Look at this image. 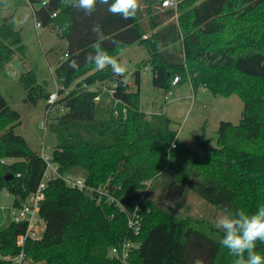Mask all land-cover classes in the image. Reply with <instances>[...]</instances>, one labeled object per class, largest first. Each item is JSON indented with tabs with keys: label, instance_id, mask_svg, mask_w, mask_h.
<instances>
[{
	"label": "trees",
	"instance_id": "trees-1",
	"mask_svg": "<svg viewBox=\"0 0 264 264\" xmlns=\"http://www.w3.org/2000/svg\"><path fill=\"white\" fill-rule=\"evenodd\" d=\"M27 1L34 20L45 27L59 25L66 42L55 67L61 83L58 103L65 111L50 120L57 137L52 160L61 172L79 173L92 187L108 185L127 210L139 201L141 246L129 264H193L197 258L205 264H233L235 257L221 244V230H206L178 217L148 192L158 182L165 195L182 188L219 211L226 206L254 213L264 205V0H183L177 9L163 10H158L163 0H141L137 15L128 20L109 14L104 5L86 17L64 0ZM93 23L102 24V47L119 63L121 53L134 44L145 46V66L152 69L158 88L170 90L178 76V83L190 82L194 90L205 87L216 96L238 95L244 102L240 122L221 121L218 145L208 146L199 135L204 152L192 150L169 117L141 109L140 69L133 89L125 75H114L111 67L99 71L85 63L97 42ZM25 51L20 30L4 18L0 67L15 58L24 64ZM72 60L78 62L77 69L69 67ZM20 80L28 100L48 99L50 93L37 83L33 70H25ZM20 124L21 114L0 92V190L14 196V206L38 189L47 166L41 152L16 132ZM10 172L13 177L6 178ZM140 191H145L143 197ZM40 216L45 222L42 237L29 236L24 245L26 256L36 263L118 264L109 256L110 247L134 238L127 213L116 202L73 188L61 178L48 182ZM28 225L26 220L12 221L0 231V255L21 252L17 239ZM256 251L264 256V244L257 242ZM0 264L13 263L0 259Z\"/></svg>",
	"mask_w": 264,
	"mask_h": 264
},
{
	"label": "rangeland",
	"instance_id": "rangeland-1",
	"mask_svg": "<svg viewBox=\"0 0 264 264\" xmlns=\"http://www.w3.org/2000/svg\"><path fill=\"white\" fill-rule=\"evenodd\" d=\"M4 18H9L21 32L26 48L25 70H33L37 83L46 93L56 92L61 83L55 74V67L63 56L62 49L66 47V42L59 36L60 32L52 27L46 31L37 28L33 8L27 0H0V25ZM146 19H149L148 15ZM148 59V49L140 44H134L121 53L120 64L126 67L125 80L131 88L136 89L134 74L137 69L141 70V109L148 114H165L169 117L172 127L178 130L180 139L192 150L204 152V147L198 140L199 135H204L208 146L216 147L221 121H232L234 124L240 122L244 102L238 95L216 96L205 87L194 90L190 82L173 85L168 91L158 88L153 83L152 69L145 66ZM21 74L12 63L0 67V92L9 105L21 114V124L16 132L23 135L33 149L41 152L44 146L47 153H52L57 137L50 127L47 131L42 127V121L46 118L47 99L41 97L36 103L28 100V90L20 80ZM57 113L54 110L53 116ZM5 160L14 161L9 158ZM164 192L162 186L155 182L148 197L170 207L178 217L194 220L206 230H211V226L216 227L215 221L220 211L196 193L182 188H176L168 195ZM140 194L145 195V191H140ZM13 207L14 196L6 190H0V231L13 221ZM44 229L45 225H42V232Z\"/></svg>",
	"mask_w": 264,
	"mask_h": 264
},
{
	"label": "clouds",
	"instance_id": "clouds-1",
	"mask_svg": "<svg viewBox=\"0 0 264 264\" xmlns=\"http://www.w3.org/2000/svg\"><path fill=\"white\" fill-rule=\"evenodd\" d=\"M64 3L83 12L86 17H92L98 5L106 6V11L124 20L132 19L141 8V0H64ZM91 32L96 37L94 50L85 57V63L92 64L99 71L111 67L116 76H123L126 67L121 65L116 56L109 54L102 47L106 39L101 23H93ZM116 48L120 47L119 41L112 42ZM69 67H79L76 60L69 63ZM215 226L221 230L223 237L221 244L229 254L235 257L233 264H264V256L256 251L257 242L264 244V205L257 208L254 213L243 209L233 211L222 206L216 217ZM193 264H205L202 259H195Z\"/></svg>",
	"mask_w": 264,
	"mask_h": 264
},
{
	"label": "built area",
	"instance_id": "built-area-1",
	"mask_svg": "<svg viewBox=\"0 0 264 264\" xmlns=\"http://www.w3.org/2000/svg\"><path fill=\"white\" fill-rule=\"evenodd\" d=\"M183 0H163L161 4L162 9H169L174 8L177 9L179 4ZM57 14H53L56 16ZM37 28L48 29L50 26L45 27L41 23L36 24ZM56 30H60V26H55ZM68 54H65L67 57ZM150 68V67H147ZM179 77H175L173 84H178ZM59 89V87H58ZM113 91V90H112ZM61 95L59 91L50 93L47 99V108H46V118L42 121V127L47 131L49 129L50 120L53 116V111L64 112L65 107L58 103ZM167 98V96H166ZM100 96L96 97V100H99ZM126 108L124 109V111ZM118 113V112H117ZM41 155L46 162V170L43 174V178L38 186V189L30 194L28 198L21 203L20 206L13 207V221L20 222V221H28V229L25 234H21L18 236L17 244L21 247V252L16 255H0V259L5 261H11L13 264H44V263H36L30 258H28L24 251L25 241L29 236L33 238L40 239L42 237V230L41 226L45 225L44 220L40 216L41 204L45 199V189L48 185V182L55 178L63 179L69 186L73 188H78L81 191L86 193L96 192L99 195V199L106 197L108 202H116L117 205L121 207L123 211L127 213V225L129 230L134 235V238H127L123 242L119 243L118 245H113L110 247L109 256L117 261L118 264H129L131 254L137 250L141 246V242L138 240V236L142 231L143 226V217L140 212L139 201H134V208L133 210H127L126 205L118 199L115 195L109 192L108 185L107 186H99L98 188L92 187L87 183V180L82 175L77 174H68L63 173L60 170V166L58 163L52 160V153H47L43 146L41 150ZM20 175V174H19ZM142 197L144 195H141Z\"/></svg>",
	"mask_w": 264,
	"mask_h": 264
},
{
	"label": "water",
	"instance_id": "water-1",
	"mask_svg": "<svg viewBox=\"0 0 264 264\" xmlns=\"http://www.w3.org/2000/svg\"><path fill=\"white\" fill-rule=\"evenodd\" d=\"M14 66H16L20 71L21 73H23L25 71V66L24 64L18 59V58H15L13 63H12ZM13 177V174L10 172L6 178H11Z\"/></svg>",
	"mask_w": 264,
	"mask_h": 264
},
{
	"label": "crops",
	"instance_id": "crops-1",
	"mask_svg": "<svg viewBox=\"0 0 264 264\" xmlns=\"http://www.w3.org/2000/svg\"><path fill=\"white\" fill-rule=\"evenodd\" d=\"M42 30H43V31H46V30H48V29H42ZM41 32H42V31H41ZM41 32H40V33H41ZM24 61H25V60H24ZM24 66H25V63H24ZM166 96L168 97V95H166ZM166 96H165V97H166Z\"/></svg>",
	"mask_w": 264,
	"mask_h": 264
}]
</instances>
